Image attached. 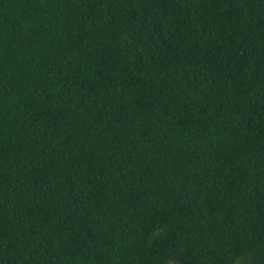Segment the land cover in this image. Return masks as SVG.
I'll use <instances>...</instances> for the list:
<instances>
[{
	"label": "trees",
	"instance_id": "trees-1",
	"mask_svg": "<svg viewBox=\"0 0 264 264\" xmlns=\"http://www.w3.org/2000/svg\"><path fill=\"white\" fill-rule=\"evenodd\" d=\"M0 264H264V0H0Z\"/></svg>",
	"mask_w": 264,
	"mask_h": 264
}]
</instances>
